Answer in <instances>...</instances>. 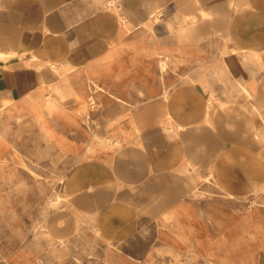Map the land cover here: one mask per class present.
<instances>
[{
    "label": "crops",
    "instance_id": "0c3cea01",
    "mask_svg": "<svg viewBox=\"0 0 264 264\" xmlns=\"http://www.w3.org/2000/svg\"><path fill=\"white\" fill-rule=\"evenodd\" d=\"M41 136L77 259L264 264V0H0V264H34Z\"/></svg>",
    "mask_w": 264,
    "mask_h": 264
},
{
    "label": "rangeland",
    "instance_id": "374dc122",
    "mask_svg": "<svg viewBox=\"0 0 264 264\" xmlns=\"http://www.w3.org/2000/svg\"><path fill=\"white\" fill-rule=\"evenodd\" d=\"M35 149V155L32 159H29L27 155L24 156L23 153H20L18 156L21 174H30L35 179V230L27 233L25 237L28 241V248L25 250L29 253L30 260L34 264H44L45 250L48 249L45 246L51 245V259L53 261L60 262L64 260L65 264H107L102 257L98 258L90 253L77 259L74 256L76 249L67 246V239H71L76 233L73 225L75 224V217L70 213L66 214L69 207L61 195V182L63 181L60 180L59 173H57L58 168L56 167L59 153L50 150L46 146L42 136L36 138ZM27 160H30L29 163ZM29 164L31 167H29ZM47 208L52 210V216L51 223L49 218L46 219L48 222L46 230H44V210ZM243 208L245 210L255 208L261 210V213H263L264 195L245 197L243 199ZM61 209L64 210V213ZM245 213L251 212L245 211ZM261 218L263 217L261 216ZM83 223L85 229L83 238L85 243L90 244L88 241L92 240L93 237H97L98 239L100 235L104 234L92 231V219L85 217ZM72 226L73 229H71ZM104 250V248L99 249L101 255ZM64 251L67 253L66 256L62 254ZM259 264H263L261 259Z\"/></svg>",
    "mask_w": 264,
    "mask_h": 264
}]
</instances>
